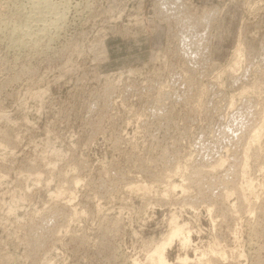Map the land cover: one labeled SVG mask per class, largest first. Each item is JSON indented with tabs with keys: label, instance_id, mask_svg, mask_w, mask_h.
I'll list each match as a JSON object with an SVG mask.
<instances>
[{
	"label": "rangeland",
	"instance_id": "374dc122",
	"mask_svg": "<svg viewBox=\"0 0 264 264\" xmlns=\"http://www.w3.org/2000/svg\"><path fill=\"white\" fill-rule=\"evenodd\" d=\"M157 1L0 0V264H264V0Z\"/></svg>",
	"mask_w": 264,
	"mask_h": 264
},
{
	"label": "bare ground",
	"instance_id": "6f19581e",
	"mask_svg": "<svg viewBox=\"0 0 264 264\" xmlns=\"http://www.w3.org/2000/svg\"><path fill=\"white\" fill-rule=\"evenodd\" d=\"M193 1L194 0H158L157 1V3H156V5H155V7H154V9L155 8H157V12H159V13H161V14H163L164 13V11H165V13H166V15H168V14H170V16H169V18L170 17H173L172 16V14L173 15H175V14H178V16L179 17H181L182 19H181V21L182 22H186L187 24H188V27L189 28H187V29H190L187 33H185V35H186V37H185V35H184V33L182 34L184 37H185V39L184 38H182V35H181V32H180V36H181V38H182V41L180 40V41H177V42H181V43H183L184 44V50H185V52L187 53V55L189 54V56H190V54L193 56H195V55H197V53H200V54H203L202 56H204V54L208 51V45H210L209 43H210V41H209V37L211 36L210 34V32L213 30V26L215 25V23L217 22V19L219 18V17H217L218 15L220 16V10L219 9H216V10H213V9H211V10H209V11H204V13L202 14V16L200 17V16H197L195 13V11H194V7H193ZM193 7V8H192ZM45 9V8H44ZM215 9V8H214ZM38 11V10H37ZM156 11V10H155ZM52 12V11H51ZM164 13V14H165ZM46 14V13H45ZM156 14V13H155ZM158 16H159V14H157ZM165 15V17H167ZM155 16V15H154ZM157 16V17H158ZM162 16V15H161ZM164 16V15H163ZM160 17V16H159ZM217 17V18H216ZM162 18V17H161ZM168 17H167V19L166 20H168L169 19ZM158 19V18H157ZM174 19V18H173ZM172 19V20H173ZM164 19H162V21H163ZM161 21V20H160ZM165 21V20H164ZM169 21V20H168ZM171 22V21H170ZM177 23H178V20L176 21ZM175 21H174V23H176ZM162 23V22H161ZM168 23V22H167ZM169 25H170V23H169ZM172 25H174V24H172ZM179 25V24H178ZM183 25V27H186V26H184L185 24H182ZM180 26V25H179ZM182 27V28H183ZM181 29V28H180ZM181 30H183V29H181ZM185 30V29H184ZM179 32H178V34H179ZM213 34V33H212ZM178 35H176V37H177ZM175 37V38H176ZM180 38V39H181ZM212 38V36L210 37V39ZM178 39V38H177ZM183 40H185V41H183ZM178 45H180L179 43H177ZM240 44V43H239ZM239 44H238V46H239ZM195 46V48L198 46V49L197 50H195L194 52H192V49H190V48H188V47H191L192 48V46ZM200 47H202V50H199L200 49ZM239 47H241V46H239ZM239 47L237 48V49H239ZM179 48V47H178ZM183 48H181V49H183ZM186 48V49H185ZM181 49H180V51H181ZM211 49V48H210ZM209 49V50H210ZM194 50V49H193ZM240 50V49H239ZM239 50H235V51H237L236 53V55H240V54H242V53H238V51ZM183 51V50H182ZM185 52H184V54L183 55H186L185 54ZM188 52H190V53H188ZM240 52V51H239ZM182 53V52H181ZM209 53V52H208ZM207 53V54H208ZM206 54V56H210L211 54H208L207 55ZM201 56V55H200ZM212 56V55H211ZM240 56H242V55H240ZM239 56V57H240ZM196 57V56H195ZM205 57V56H204ZM236 57H238V56H236ZM234 59H235V55H234V57H233ZM190 59H191V57H190ZM202 59V58H201ZM206 59V58H205ZM188 60V59H187ZM209 60V59H208ZM207 60V61H208ZM239 60V58H237V60L236 61H234L235 63L234 64H232V66H231V68H230V70H232V71H234L236 68H235V66L237 65V61ZM190 61V60H189ZM205 61V60H204ZM240 63V62H239ZM189 64V63H188ZM194 64H196V63H194ZM200 65V64H199ZM215 66V65H214ZM228 66H230V65H228ZM197 68V67H196ZM235 68V69H234ZM195 70V69H194ZM121 75V74H120ZM176 77V76H175ZM190 77V76H189ZM216 79V78H215ZM178 81V80H177ZM176 81V82H177ZM192 81V80H191ZM236 82V81H235ZM172 83V82H171ZM184 85V84H183ZM204 86V85H203ZM182 87V86H181ZM242 93H244V92H242ZM241 93V94H242ZM248 93V92H247ZM179 102V101H178ZM260 135V130H259V132L258 131H256L255 132V134H254V136L252 137L253 139H254V141H255V139L256 138H259L258 136ZM251 139V138H250ZM247 150V149H246ZM222 162V161H221ZM222 164V163H221ZM213 166V165H212ZM216 167V166H215ZM213 168V167H212ZM217 168V167H216ZM172 184V183H171ZM145 185V184H144ZM135 186V185H134ZM142 186V185H141ZM141 186H140V188H141ZM143 187V186H142ZM149 187V186H148ZM148 187H147V185H146V187L144 188L143 187V190L144 191H146V192H148V190H150V189H148ZM168 187H169V184H168ZM173 187V186H172ZM181 187V186H180ZM174 188H177V186H175V187H173V190H175ZM213 188V187H212ZM131 189H132V186H131ZM169 189H170V187H169ZM168 189V190H169ZM136 190H138V189H136ZM141 191H142V188H141ZM134 192V191H133ZM165 192H167L166 190H165ZM169 193V192H168ZM164 194H166V193H164ZM17 197V196H16ZM15 197V198H16ZM59 198V197H58ZM15 203H13V205H14ZM17 204V203H16ZM17 206V205H16ZM8 210V209H7ZM21 210H23V209H21ZM9 211H11V209H9ZM11 213V212H10ZM13 213V212H12ZM14 214V213H13ZM10 215V214H9ZM12 215V214H11ZM173 220H174V218H172ZM172 220V221H173ZM171 221V225H169L170 226V231H169V233H167V235H165L164 237H163V240H162V242H160L161 244H159V246H158V244H157V247L155 248V250L153 251V253H152V255H150V257H149V261H151V263H153V264H168V261H167V259H166V257H165V254H166V251L173 245V243H174V241L175 240H180L181 241V244L183 245V247L184 246H186L187 247V245L189 244V243H191V240H190V236L188 235V232H186L187 234L186 235H184V228H185V226H180V225H178V223L176 224V220H174L173 222ZM189 236V237H186V236ZM189 247V246H188ZM185 248V247H184ZM216 252V251H215ZM217 254V253H216ZM221 256H222V254H221ZM189 259L187 258V256L184 258V259H182L181 261L184 263H188L189 261H188ZM188 261V262H187ZM208 263V262H207Z\"/></svg>",
	"mask_w": 264,
	"mask_h": 264
}]
</instances>
